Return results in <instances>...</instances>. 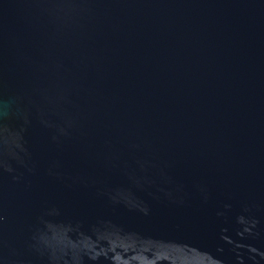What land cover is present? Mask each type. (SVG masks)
<instances>
[{
    "label": "water",
    "instance_id": "1",
    "mask_svg": "<svg viewBox=\"0 0 264 264\" xmlns=\"http://www.w3.org/2000/svg\"><path fill=\"white\" fill-rule=\"evenodd\" d=\"M0 264H264V0H0Z\"/></svg>",
    "mask_w": 264,
    "mask_h": 264
}]
</instances>
